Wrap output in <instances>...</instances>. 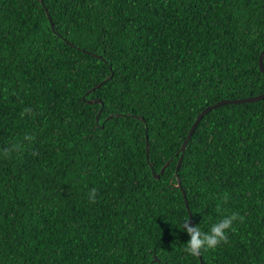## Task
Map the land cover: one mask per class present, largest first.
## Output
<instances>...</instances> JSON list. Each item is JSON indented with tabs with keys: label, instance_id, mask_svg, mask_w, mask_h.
Here are the masks:
<instances>
[{
	"label": "trees",
	"instance_id": "trees-1",
	"mask_svg": "<svg viewBox=\"0 0 264 264\" xmlns=\"http://www.w3.org/2000/svg\"><path fill=\"white\" fill-rule=\"evenodd\" d=\"M263 50L264 0H0V264H264V99L204 115L175 175Z\"/></svg>",
	"mask_w": 264,
	"mask_h": 264
},
{
	"label": "clouds",
	"instance_id": "clouds-1",
	"mask_svg": "<svg viewBox=\"0 0 264 264\" xmlns=\"http://www.w3.org/2000/svg\"><path fill=\"white\" fill-rule=\"evenodd\" d=\"M90 91L87 92V94L93 92ZM91 100H95V99H86L85 101L87 102L88 105L97 104V103L89 104L88 102ZM23 114L24 113H21L22 116ZM97 115L99 121L100 111H98ZM139 120L142 119L139 118ZM95 121H96V117H95ZM98 121L96 123H98ZM96 195H97V190L95 188L91 189L89 192V203H95ZM242 219L243 218L239 216V214L237 213H233L231 215L225 216L223 219L213 224L210 230L207 233H205L201 231L199 226L191 225L187 217L181 226L182 230L186 232L187 236L189 237L187 243L184 244L185 247L183 248V251L190 256L199 257L202 250L206 251L210 249H215L221 243H227L228 236L226 235V232L232 229V225L234 221L240 220L242 222Z\"/></svg>",
	"mask_w": 264,
	"mask_h": 264
},
{
	"label": "water",
	"instance_id": "water-1",
	"mask_svg": "<svg viewBox=\"0 0 264 264\" xmlns=\"http://www.w3.org/2000/svg\"><path fill=\"white\" fill-rule=\"evenodd\" d=\"M41 1V0H40ZM263 60H264V50L260 53L259 55V58H258V66H259V70L261 72H264V64H263ZM95 89H92L90 92L94 91ZM264 99V94L260 95V96H257V97H253V98H248V99H241V100H236V101H221V102H218L217 104L213 105V106H209L207 107L206 109H204L197 117H196V120L195 122L193 123L192 127L190 128L189 132L187 133V136H186V139L183 141L181 147H180V157L178 159V162H177V165H176V171H175V175L177 174V171H178V168L181 164V161H182V157H183V153L185 151V148L191 138V136L193 135L195 129H196V126L198 125L199 121L202 119V117L204 115H206L209 111L221 106V105H224V104H241V103H253V102H257V101H260ZM89 104H93V103H100L99 100H91L88 102ZM98 121V115L96 116V122ZM146 151H148V141H147V138H146ZM169 164V162H167L163 168L161 169V173L165 170V168L167 167V165ZM157 177V176H156ZM179 180L177 178V185L176 186H179ZM183 193V197H184V192ZM184 202H185V206L186 208H188L187 206V201L184 199ZM190 215V213H189ZM200 259V258H199ZM200 264H202L200 262Z\"/></svg>",
	"mask_w": 264,
	"mask_h": 264
}]
</instances>
